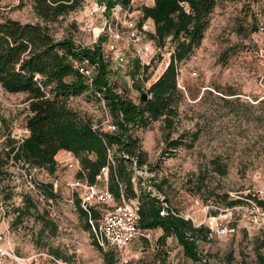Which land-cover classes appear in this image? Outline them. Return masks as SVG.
<instances>
[{
  "label": "rangeland",
  "instance_id": "1",
  "mask_svg": "<svg viewBox=\"0 0 264 264\" xmlns=\"http://www.w3.org/2000/svg\"><path fill=\"white\" fill-rule=\"evenodd\" d=\"M22 1L0 0V20L36 21L29 0ZM100 1L105 0H84L76 11L50 24L54 36L70 37L81 46L95 45L97 39L94 41L91 27L102 25L100 11L95 10ZM151 4L152 0H129L139 21L140 7ZM258 19L264 21V0H217L200 45L179 63L177 83L182 98L173 125L167 128L159 119L131 130L144 152L141 165L152 174L154 184L161 185L160 194L176 211L192 209L198 214L205 204L226 206L227 201L245 197L248 190L264 183V35L257 33ZM167 51L169 47L160 49L148 69L136 74L141 87L138 90L136 84L132 86L131 74L136 59L127 47L120 49L126 60L112 64L110 83L138 102L147 85L162 73ZM145 75L147 80H143ZM25 99L24 93H10L0 86V150L8 137L18 141L27 135L25 121L29 112ZM70 104L92 121L101 117L100 104L90 92L71 97ZM171 139L178 141L176 148L168 147ZM64 151L55 155L53 173L42 170L37 175L40 183L57 181L60 192L52 199L40 196L35 189H22L20 170L9 167L13 177L11 174L0 180V188L6 184L11 190L9 201H2L0 194V230L8 228L11 247L19 256L36 251L53 254L56 250L66 264H106L91 229L85 227L78 212L76 199L69 201L62 177L75 176L76 171L64 165L68 158ZM22 194L29 195L36 211L14 224L12 208ZM148 233L151 239L139 236L144 241L138 251L129 253L127 264L196 262L187 259L181 249L165 247V241L156 238L158 230ZM196 246L206 264H260L264 233L242 227L223 237L207 233Z\"/></svg>",
  "mask_w": 264,
  "mask_h": 264
},
{
  "label": "trees",
  "instance_id": "2",
  "mask_svg": "<svg viewBox=\"0 0 264 264\" xmlns=\"http://www.w3.org/2000/svg\"><path fill=\"white\" fill-rule=\"evenodd\" d=\"M105 1L108 7L114 2L129 3V0ZM29 2L36 21L0 20V86L10 93H24L29 112L25 121L28 134L21 141L8 137L6 146L0 150V180L10 176V159L53 173L56 169L55 155L60 150L69 151L78 159L81 170L77 176L86 178L90 183L96 181L101 167L108 164V189L114 198L119 200L120 194L125 198L139 197V227L147 230L161 228L159 241L174 236L185 256L193 261L200 260L202 257L196 252V244L185 236L188 233L206 238L208 229L194 228L190 221L171 214L161 216L159 199L141 187L137 189L139 193L135 191L129 170L130 158L137 157L141 164L144 152L139 149L138 139L131 130L147 127L159 119L167 128L173 125L178 101L182 98L177 86L179 63L187 60L200 45L217 0H152L151 5L140 7V22L151 19L154 25V31L148 32L147 36L158 48L169 47L171 54L166 68L146 89L147 98L143 100L140 96L138 102L118 92L116 86L110 83V62L102 56V39L93 46H81L70 37L58 39L52 33L50 24L76 11L84 0ZM82 57L97 64L91 83L72 65V59ZM147 69L148 65L142 66L138 60L132 63V86L136 84L138 90L141 87L135 79L136 74ZM147 78L148 75H145L143 80ZM84 92H90L96 101H99L97 93L101 94L117 124V131L94 129L91 119L71 106V97ZM178 145V141L171 139L168 147L176 148ZM113 147L114 164H111L108 163V149ZM40 188L48 198L55 197L49 183H41ZM155 188L160 191L161 185L156 184ZM0 194L2 201L11 198V190L6 184L0 188ZM22 201V205L12 208L14 224L21 223L24 217L36 211L29 195H23ZM241 201L239 198L231 199L226 204L231 206ZM76 204L85 227L90 229L87 214L78 199ZM96 214L97 211L93 210L92 216ZM97 248L106 264H117L111 251ZM53 254L60 257L56 250ZM258 259L260 264H264V255H259Z\"/></svg>",
  "mask_w": 264,
  "mask_h": 264
},
{
  "label": "built area",
  "instance_id": "3",
  "mask_svg": "<svg viewBox=\"0 0 264 264\" xmlns=\"http://www.w3.org/2000/svg\"><path fill=\"white\" fill-rule=\"evenodd\" d=\"M95 10L100 11L102 25L100 27L92 26L91 31L94 34V41L96 39L98 41L103 37L107 38V40L102 39L103 46H101V49L103 58L110 62V69L114 62L117 65L126 60L125 54L120 52V49L125 47L130 49L133 57L138 60L140 65L144 66L151 63L160 48L147 36L148 32L153 31L150 30L146 20L143 22L136 20L129 3L114 2L108 7L106 1H100ZM256 30L257 33L264 35V21L262 19H258ZM170 54L171 52L167 51L164 55L163 70L169 63ZM72 65L86 78L88 83L92 82L97 64L91 63L86 57H82L72 59ZM150 84L147 85L146 89ZM177 86L180 87V84L177 83ZM97 96L99 97L97 102L100 104L102 113L98 120H91L92 127L104 132L117 131V124L112 119L105 99L100 93H97ZM26 132L28 134L27 129ZM22 138L18 141H21ZM114 149V147L108 149V163L111 164H114L112 157ZM63 155L68 156L64 160V165L69 169L74 168L76 171L75 176L64 175L62 177L64 187L69 192V201L79 200L80 207L87 214V221L97 247L102 251H111L117 264H127L131 258L127 253L128 245L139 236L150 239L149 230L139 227V197L125 198L123 194H120L119 200L114 198L107 185L108 164L101 167L96 175V181L90 183L86 178L77 176V173L81 170L78 159L66 150ZM10 166L20 170L22 179L20 186H22V189H35L40 196H45L40 188L41 183L37 178V175L43 169L10 159L8 171L10 175L12 174V177L14 171H10ZM129 170L132 173L131 180L137 193H139L137 186L140 184L143 191L159 199V214L161 216L171 214L181 217L186 221H190L194 228L206 227L209 235L218 237L231 234L239 227L257 234L264 233V183L257 188L248 190L245 197L236 196L242 199L237 204L231 206L205 204L201 206L198 214H195L192 209L182 213L176 211L168 200L163 201L164 197L155 188L152 174L145 165L138 163L137 157L130 158ZM98 182L102 183L98 184ZM49 184L52 192L55 194L60 192L57 181ZM23 194L18 197V202H14L15 206L23 204ZM93 210L97 211L96 216H92ZM8 234V228L0 230V264H66L61 258L56 257L49 251H36L25 257L17 255L11 247ZM185 237L194 241L195 244L200 239V237L190 236L188 233ZM195 264H206V260L201 258Z\"/></svg>",
  "mask_w": 264,
  "mask_h": 264
},
{
  "label": "crops",
  "instance_id": "4",
  "mask_svg": "<svg viewBox=\"0 0 264 264\" xmlns=\"http://www.w3.org/2000/svg\"><path fill=\"white\" fill-rule=\"evenodd\" d=\"M147 23H149L148 25H149V27H151L152 28V31H154V25H153V22H152V20L151 19H147ZM151 230H158V235H157V240H158V237L162 234V230H161V228H155V229H149V231H151ZM151 239V238H150ZM149 239V240H150ZM142 241H144V239H139V237H136L129 245H128V248H127V253H133V251L135 252V251H138L141 247H140V245H141V243H142ZM165 247L166 246H172V247H175L176 249H181V251H182V253H183V249H182V246L181 245H179L178 244V242H177V240L175 239V237L174 236H168L165 240ZM162 242V241H161ZM146 243V242H145ZM143 248V247H142ZM138 249V250H137ZM132 251V252H131ZM184 254V253H183ZM131 256V255H130ZM172 256H173V254H171V258H172ZM186 258L187 259H189V260H192L191 258H189V257H187L186 256ZM159 263V260H157V262L155 263V264H158ZM167 263H168V261H167ZM196 262H194V264H195Z\"/></svg>",
  "mask_w": 264,
  "mask_h": 264
},
{
  "label": "water",
  "instance_id": "5",
  "mask_svg": "<svg viewBox=\"0 0 264 264\" xmlns=\"http://www.w3.org/2000/svg\"><path fill=\"white\" fill-rule=\"evenodd\" d=\"M166 68V67H165ZM141 98L143 99V100H145L146 98H147V94L145 93V92H143L141 95ZM163 201H166V199H164Z\"/></svg>",
  "mask_w": 264,
  "mask_h": 264
},
{
  "label": "bare ground",
  "instance_id": "6",
  "mask_svg": "<svg viewBox=\"0 0 264 264\" xmlns=\"http://www.w3.org/2000/svg\"><path fill=\"white\" fill-rule=\"evenodd\" d=\"M63 153V152H62Z\"/></svg>",
  "mask_w": 264,
  "mask_h": 264
}]
</instances>
